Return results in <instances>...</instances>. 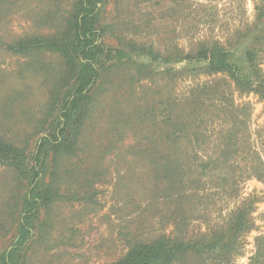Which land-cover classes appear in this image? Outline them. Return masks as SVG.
Returning a JSON list of instances; mask_svg holds the SVG:
<instances>
[{
  "label": "rangeland",
  "instance_id": "1",
  "mask_svg": "<svg viewBox=\"0 0 264 264\" xmlns=\"http://www.w3.org/2000/svg\"><path fill=\"white\" fill-rule=\"evenodd\" d=\"M36 2L0 0V36L6 37L5 31L13 36L28 32L40 8ZM110 2H120L121 10L113 14L105 9V22L118 24L110 29L107 43L145 44L161 53L177 48L183 54L201 43L219 42L226 47L228 42L236 43L239 35L253 28L257 9L264 8V0ZM256 30L263 32L264 26ZM251 48L247 43V49ZM237 49V54L244 51L243 45ZM28 63L29 59L13 56L0 47V122L12 125L10 130L31 134L35 130L26 124L28 114H23L22 108H31L33 115L38 116L46 95L41 83L43 73L35 74ZM257 63L264 73V51L258 53ZM123 71L131 73L130 69ZM112 80L123 82L121 75ZM115 87L98 99L88 132L93 157L86 163L102 164L104 170L96 184L92 178L93 202L66 198L43 209L22 264H109L122 258L133 244L151 242L173 230L171 222L162 217L169 209L179 213L182 203L173 197L169 204L155 201L149 207V195L157 185L152 178V165L141 157H131V153L125 159L115 156L119 149L127 152L133 148H171L180 154L185 168L194 173L206 166L198 175V184L188 188L190 194H197L191 205L184 207L189 217L185 228L188 235L197 228L205 231L222 227L228 213L250 196L254 202V228L245 235L242 253L234 263L250 264L255 239L264 235V105L260 97L241 92L224 74L208 76L199 69H184L171 78L158 76ZM116 101L120 102L117 108L130 115L133 105L143 111L153 109L160 121L168 118L164 121L167 124L151 121L147 114L148 121L133 119L125 125V137L120 140L116 131H109L111 108ZM10 109L12 114L8 113ZM179 123L186 127L180 130ZM166 132L174 133L169 144L164 141ZM139 139L141 143L134 144ZM103 152L107 154L98 163ZM8 171L0 166V253L12 242L15 227L12 215L17 188ZM191 178L196 180L193 175ZM84 179L68 181L65 188L79 189ZM198 210L201 217L191 222Z\"/></svg>",
  "mask_w": 264,
  "mask_h": 264
},
{
  "label": "trees",
  "instance_id": "2",
  "mask_svg": "<svg viewBox=\"0 0 264 264\" xmlns=\"http://www.w3.org/2000/svg\"><path fill=\"white\" fill-rule=\"evenodd\" d=\"M36 1L40 8L28 32L13 36L5 31L6 37L0 36V47L4 51L29 59L28 65L33 72L43 73L41 83L46 95L38 116L33 115L31 108H22L23 114H28L25 122L35 130L33 133L13 131L10 130L12 125L3 120L0 122V166L9 170L17 188L12 215L14 236L8 248L0 253V264L24 262L26 247L35 236L39 214L53 202L66 198L93 202V181L96 184L104 176V170L102 164L86 163L93 157L90 146L93 143L88 132L92 129L94 113L99 106L98 99L108 89H116V85L123 83L131 86L134 81L152 80L158 76L171 78L184 69H199L208 76L226 75L238 90L257 94L264 105V73L257 63L258 53L264 51V30L259 33L256 30L264 26L263 7L257 9L253 28L239 35L236 43L228 42V47L219 42L201 43L188 54H183L177 48L161 53L145 44L107 43L110 29L118 24L105 22L104 14L119 12L120 2ZM109 5H112L111 10ZM247 43L251 49H247ZM239 45H243L242 54H237ZM127 69H130V74L123 71ZM120 75L123 82H113L112 78ZM118 104L119 101L114 102L111 108L109 131H116L120 140L125 137V125L133 119L148 121L145 118L147 114L149 120L167 124L164 121L168 118L160 121L153 109L143 111L133 105L130 115L121 107L117 108ZM12 112V109L8 111L9 114ZM178 126L179 129L186 127L182 123ZM134 127L138 128L137 122ZM173 134L166 132L163 135L165 143L171 142ZM135 142L139 144L141 140ZM119 151L115 155L117 158L125 159L131 153V157H141L152 165V178L157 185L149 195V207L155 201L169 204L175 197L181 201L182 210L174 213L169 209L168 214L162 217L171 222L173 230L169 233H163L151 242L133 244L122 258L109 264L235 263L242 253L245 235L254 228L251 217L254 202L250 196L228 213L222 227L206 228L205 231L197 228L188 235L185 228L189 225V217L184 207L191 205V199L197 195L190 194L188 188L198 184V175L206 166L202 165L198 173L186 169L180 154L172 152L171 148ZM105 154L107 152L101 153L103 157L98 163L102 162ZM81 177L85 178L81 188H65L66 182H74ZM202 205L203 202L198 204L199 207ZM199 213L198 210L196 217L190 218L191 222L201 217ZM250 264H264V235L255 239Z\"/></svg>",
  "mask_w": 264,
  "mask_h": 264
}]
</instances>
